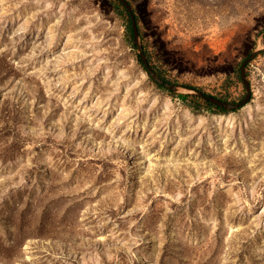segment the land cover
Returning <instances> with one entry per match:
<instances>
[{
  "label": "rangeland",
  "instance_id": "374dc122",
  "mask_svg": "<svg viewBox=\"0 0 264 264\" xmlns=\"http://www.w3.org/2000/svg\"><path fill=\"white\" fill-rule=\"evenodd\" d=\"M126 1L175 91L115 0H0V264H264V52L192 88L264 0Z\"/></svg>",
  "mask_w": 264,
  "mask_h": 264
},
{
  "label": "water",
  "instance_id": "95a60500",
  "mask_svg": "<svg viewBox=\"0 0 264 264\" xmlns=\"http://www.w3.org/2000/svg\"><path fill=\"white\" fill-rule=\"evenodd\" d=\"M128 11L129 13V17H130V22H131V29H132V34H133V43L134 45H136L137 49H138V53H139V56H140V59H141V62L143 63V65L145 66L146 70H147V73L149 75V77L155 81L156 83L160 84V85H163L164 87H166L167 89L171 90V91H175L178 86L175 85V84H171V83H166L163 81L162 78H160L157 73L153 70V68L149 65V62L146 58V55L143 51V48L142 46L139 44L138 42V36H139V33H138V26H137V23H136V19H135V16H134V13L132 12V8L130 6V4L126 1V0H118ZM260 52H264V48H261V49H257L255 51H253L251 54H249V56H247L245 58V60L242 62L241 66H240V77H241V80L245 86V89H246V95L244 97V99L240 102V104H232V103H228L224 100H220L218 98H215L213 96H209V95H205L203 94L202 92H199V91H196L200 96H202L205 100L215 104V105H218V106H221V107H224V108H231V109H234V108H237V107H242L244 106L245 104L248 103V101L250 100L251 98V86H250V83L249 81L247 80L246 78V74H245V67L246 65L251 61L253 60ZM190 89V88H189ZM193 90V89H191Z\"/></svg>",
  "mask_w": 264,
  "mask_h": 264
},
{
  "label": "trees",
  "instance_id": "16d2710c",
  "mask_svg": "<svg viewBox=\"0 0 264 264\" xmlns=\"http://www.w3.org/2000/svg\"><path fill=\"white\" fill-rule=\"evenodd\" d=\"M115 2L118 4V6H121L122 7V4L120 3V2H118L117 0H115ZM130 18V17H129ZM137 26H138V24H137ZM127 30H128V32H129V39H130V43H131V45L133 46V47H135V45L133 44V34H132V29H131V22H130V19H128V22H127ZM140 29H139V26H138V31H139ZM143 51H144V53H145V55H146V58H147V60H148V62L150 63V61H149V56H148V54L146 53V51L144 50V48H143ZM137 58H138V60H139V63L145 68V66L143 65V63L141 62V60H140V57H139V55H137ZM153 68V70L163 79V81L164 82H166V83H168V81H167V79L165 78V76L164 75H162L159 71H157L154 67H152ZM145 70H146V68H145ZM156 85L158 86V87H163V88H165L163 85H160V84H158V83H156ZM191 88V87H190ZM193 89H195L196 91H199V92H202L199 88H194V87H192ZM203 94H205L204 92H202ZM206 95V94H205ZM179 97H181V98H183V99H186V98H188V95H184V94H180V95H178ZM206 102V104H208L209 106H215V107H217L218 109H222L221 107H219V106H217V105H214V104H212L211 102H209V101H205Z\"/></svg>",
  "mask_w": 264,
  "mask_h": 264
}]
</instances>
